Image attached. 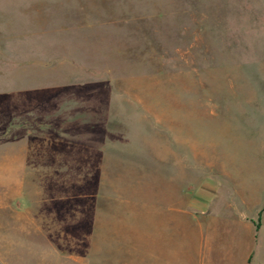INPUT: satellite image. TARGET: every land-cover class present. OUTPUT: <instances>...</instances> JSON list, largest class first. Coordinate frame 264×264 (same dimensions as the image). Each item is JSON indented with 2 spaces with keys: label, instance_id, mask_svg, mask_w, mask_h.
Wrapping results in <instances>:
<instances>
[{
  "label": "rangeland",
  "instance_id": "374dc122",
  "mask_svg": "<svg viewBox=\"0 0 264 264\" xmlns=\"http://www.w3.org/2000/svg\"><path fill=\"white\" fill-rule=\"evenodd\" d=\"M257 186L264 264V0H0V264H93L97 218L226 264Z\"/></svg>",
  "mask_w": 264,
  "mask_h": 264
},
{
  "label": "crops",
  "instance_id": "0c3cea01",
  "mask_svg": "<svg viewBox=\"0 0 264 264\" xmlns=\"http://www.w3.org/2000/svg\"><path fill=\"white\" fill-rule=\"evenodd\" d=\"M209 183V181H207ZM244 188L238 192L240 203L238 205L236 225L242 226L244 229L242 233L236 235L221 236L219 240L222 242L227 241L228 244L226 251L221 249L219 254V261L225 260L226 264H251L256 244L254 237L249 235L251 232L252 223L251 217L257 212L260 205V188ZM200 192L199 190L197 191ZM201 195V199L211 200L214 194L205 193ZM195 195V197L197 196ZM200 201V200H199ZM236 214V213H235ZM200 225V221L196 220ZM131 221L115 218H97L93 224V264H175L177 254L180 247L177 232V224L173 219V223H163L157 225L152 230L145 228H133L136 224L128 223ZM196 224V225H197ZM142 225V224H140ZM177 225V226H176ZM247 228V229H245ZM247 230V234H245ZM204 236L200 235L197 249L202 247L204 242H213L212 238L203 240ZM218 241V240H215ZM202 243V244H201ZM221 247V246H220ZM221 247V248H222ZM166 248L169 250L166 252ZM224 253V254H223ZM177 255V256H176ZM203 256L202 249L195 250V252L187 260L186 264H211V257ZM136 259V261H134ZM138 259V260H137ZM180 264V262H177Z\"/></svg>",
  "mask_w": 264,
  "mask_h": 264
}]
</instances>
